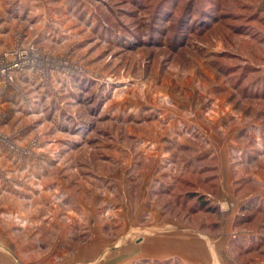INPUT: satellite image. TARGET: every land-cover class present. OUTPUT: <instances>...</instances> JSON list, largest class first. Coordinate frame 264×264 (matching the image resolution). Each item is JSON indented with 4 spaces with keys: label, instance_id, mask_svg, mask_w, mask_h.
Listing matches in <instances>:
<instances>
[{
    "label": "crops",
    "instance_id": "obj_1",
    "mask_svg": "<svg viewBox=\"0 0 264 264\" xmlns=\"http://www.w3.org/2000/svg\"><path fill=\"white\" fill-rule=\"evenodd\" d=\"M81 3L91 5L88 0H0V56L18 38L38 44L54 37V10L68 13ZM258 4L264 8V0ZM28 26L38 31L29 33ZM261 39L253 41L264 49ZM260 52L253 51V59L244 64L240 84L230 85L232 74L221 78L218 70L200 62L177 87L158 90L165 101L156 97L151 107L162 110L161 120L152 116L148 125L132 121L131 163L121 174L118 169L100 176L119 186L120 195L104 191L99 198H59L58 203L68 204L67 212L60 214L63 220L53 214L50 226L37 224L45 215L38 210L53 198H26L33 202L26 211L24 198H0V264H247L241 255L264 251V94L259 90L264 81L259 87L248 84L255 76L264 80ZM19 83L0 93V102L19 96L26 86ZM180 178L193 183L184 187L196 198L175 196ZM217 201L224 202L223 211L229 204L234 207L212 213ZM108 210L114 212L112 221L103 214ZM14 211L33 225L16 228L7 220ZM186 213H207L205 219L216 220L206 224ZM249 264H264V255Z\"/></svg>",
    "mask_w": 264,
    "mask_h": 264
},
{
    "label": "rangeland",
    "instance_id": "obj_2",
    "mask_svg": "<svg viewBox=\"0 0 264 264\" xmlns=\"http://www.w3.org/2000/svg\"><path fill=\"white\" fill-rule=\"evenodd\" d=\"M88 1L90 6L81 3L68 13L54 10V37L51 34L38 44L25 38L42 55L38 69L17 76L16 84L26 85V91L0 102V127L6 135L0 136V198H24L25 211L33 203L26 198H53L38 210L45 213L37 222L40 226H50L53 214L64 219L60 214L67 212L68 204L58 203L59 198H99L104 191L112 197L120 195L119 186L100 176L118 169L121 174L122 167L131 163L132 121L148 125L153 117L161 120L162 110L151 107L156 97L165 101L156 95L160 88L177 87L178 80L193 74L200 62L218 70L221 78L232 74L233 80L227 81L234 85L241 82L242 68L253 59V51H264L253 41L257 39L229 30V23H240L229 22L226 15L222 25L211 30L201 31L199 23L201 9L218 15L253 14L259 0H223L221 12L213 11L211 0H170L164 7L163 0ZM252 25L258 26L257 35L264 36L263 26ZM27 31L38 29L28 26ZM227 49L234 55L226 54ZM177 184L175 196L193 183L180 178ZM223 203H214L221 214L234 207L229 204L223 211ZM109 211L103 214L112 221ZM206 215L186 217L215 222L216 217L205 219ZM7 220L16 228L33 225L15 211ZM129 237L134 235L128 233ZM43 250L48 255L49 245ZM263 253L241 259L249 264Z\"/></svg>",
    "mask_w": 264,
    "mask_h": 264
},
{
    "label": "trees",
    "instance_id": "obj_3",
    "mask_svg": "<svg viewBox=\"0 0 264 264\" xmlns=\"http://www.w3.org/2000/svg\"><path fill=\"white\" fill-rule=\"evenodd\" d=\"M218 1H216V2H215V0H211L210 1V4L213 6L212 9L215 12L216 11L221 12V11L224 10L223 9V4H221V1L223 3V0H218ZM228 1H230V0H228ZM232 1H235V0H232ZM150 2L151 1H147L148 5H149ZM165 2H169L170 3V0H163L161 2L162 5H160V6L164 7V5H166V4H164ZM169 8H170V6H169ZM208 11L209 10H207V9H201L200 10V13H201L200 18L201 19H200L199 23L202 26L201 31H204V30L207 31L209 29L211 30V29L215 28L218 25H222L221 23L223 22L224 15H226L225 17H227L229 22H239L240 23V24H230L228 22L229 23V25H228L229 28L228 29L232 30L234 33H236V35H241V36H245V37L254 38V39H257V41H261L262 40L261 39L262 35L261 34L260 35L256 34L258 26L252 25V23L264 27V8L263 7L258 8L253 14L250 13V14H244V15L236 14L235 12L234 13H231V12L223 13L222 12L221 15H218V14H211V12H208ZM185 26H187V25H184V27ZM185 39H186V37H185ZM182 43L184 45V43H186V42L184 41ZM247 69H248V67H247ZM242 71H244V68H242ZM254 71L257 72V70H254ZM245 73H246V71H244V73L241 76V82L243 80V75H245ZM224 74H226V73H224ZM226 76H228V73H227ZM260 81L263 82L264 80L263 79H256L253 82V85L259 87V84H261ZM241 82H240V79H239V83H241ZM259 90H260V92L263 91L262 93L264 94V90L263 89L259 88ZM260 92L257 90L255 95H258ZM185 186L189 187V185H185ZM184 192L185 191H180V194L184 193ZM184 195H187L188 198H191V199H194V198H196L198 196L193 190H187V192H185ZM199 200H201V203H202L203 199L199 198ZM212 210H213L212 211V213H213L214 211L217 210V208L212 209ZM251 219H252V216L249 217V220H251Z\"/></svg>",
    "mask_w": 264,
    "mask_h": 264
},
{
    "label": "built area",
    "instance_id": "obj_4",
    "mask_svg": "<svg viewBox=\"0 0 264 264\" xmlns=\"http://www.w3.org/2000/svg\"><path fill=\"white\" fill-rule=\"evenodd\" d=\"M41 57L34 43H27L23 37L18 38L15 47L0 56V93L4 94L9 86H14L18 75L38 69Z\"/></svg>",
    "mask_w": 264,
    "mask_h": 264
}]
</instances>
